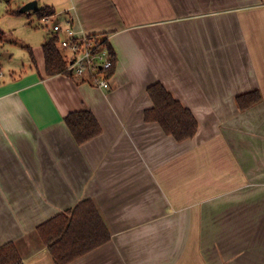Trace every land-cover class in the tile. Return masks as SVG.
Instances as JSON below:
<instances>
[{"label": "crops", "instance_id": "0c3cea01", "mask_svg": "<svg viewBox=\"0 0 264 264\" xmlns=\"http://www.w3.org/2000/svg\"><path fill=\"white\" fill-rule=\"evenodd\" d=\"M40 1L117 62L107 89L47 76L44 40L37 68L0 79V243L54 264L37 225L91 198L111 239L69 264H264V0ZM155 82L194 113L193 137L145 120ZM79 109L101 125L82 144L64 121Z\"/></svg>", "mask_w": 264, "mask_h": 264}, {"label": "trees", "instance_id": "16d2710c", "mask_svg": "<svg viewBox=\"0 0 264 264\" xmlns=\"http://www.w3.org/2000/svg\"><path fill=\"white\" fill-rule=\"evenodd\" d=\"M16 12L23 13L20 9ZM56 12V9L49 5H39V8L34 10L38 21L47 26H49L48 22H43L42 18L55 17ZM4 34L5 31L0 28V36ZM100 35L103 34H88V37L100 41V46H105L111 54L113 68L110 73L112 74L116 66L117 55L108 37L104 35L105 37L100 38ZM59 37L58 32L49 28L42 44L47 76L70 73L67 67L71 59L65 54V49L60 46ZM25 48L29 52L32 65L37 68L33 47L26 45ZM147 92L153 105L145 110V120L158 122L164 132L172 135L177 141H183L196 134L198 120L194 113L175 98L162 83L155 82L149 85ZM262 98L260 90H253L238 95L237 102L241 109H245L259 103ZM64 121L79 144L101 132L100 122L90 109L73 110L64 117ZM36 230L54 264H69L111 239L110 229L95 201L91 198L46 219L37 225ZM0 264H25L16 242L0 243Z\"/></svg>", "mask_w": 264, "mask_h": 264}, {"label": "rangeland", "instance_id": "374dc122", "mask_svg": "<svg viewBox=\"0 0 264 264\" xmlns=\"http://www.w3.org/2000/svg\"><path fill=\"white\" fill-rule=\"evenodd\" d=\"M29 1L32 0H0V28L5 31V34L0 36L1 80L9 77L14 70L25 69L31 65L29 52L25 46L30 45L37 48L41 45L48 29L51 28L54 19L56 20V17H51L48 22L49 26H47L38 21L34 10L18 14L16 11ZM38 1L39 5H43L40 0ZM57 21L63 22V19ZM64 51L66 55L71 56L69 50ZM68 75L75 79L71 71Z\"/></svg>", "mask_w": 264, "mask_h": 264}, {"label": "built area", "instance_id": "2783aa9c", "mask_svg": "<svg viewBox=\"0 0 264 264\" xmlns=\"http://www.w3.org/2000/svg\"><path fill=\"white\" fill-rule=\"evenodd\" d=\"M51 17L45 16L42 21L49 22ZM51 29L59 33L60 46L71 52L67 69L75 75V79H85L93 85L109 88L113 59L107 48L100 46V41L90 39L87 33L79 30L72 17L63 22L54 19Z\"/></svg>", "mask_w": 264, "mask_h": 264}, {"label": "water", "instance_id": "95a60500", "mask_svg": "<svg viewBox=\"0 0 264 264\" xmlns=\"http://www.w3.org/2000/svg\"><path fill=\"white\" fill-rule=\"evenodd\" d=\"M38 8H39L38 0H32V1H29L28 3L24 4L20 8V11L24 13V12H27L29 10H37Z\"/></svg>", "mask_w": 264, "mask_h": 264}]
</instances>
